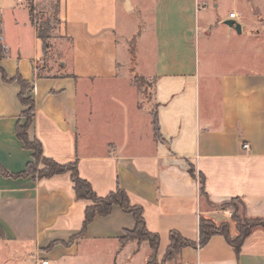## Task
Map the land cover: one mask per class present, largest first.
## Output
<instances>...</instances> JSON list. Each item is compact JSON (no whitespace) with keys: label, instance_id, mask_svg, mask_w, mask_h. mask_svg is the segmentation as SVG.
Masks as SVG:
<instances>
[{"label":"crops","instance_id":"1","mask_svg":"<svg viewBox=\"0 0 264 264\" xmlns=\"http://www.w3.org/2000/svg\"><path fill=\"white\" fill-rule=\"evenodd\" d=\"M34 9L41 23L50 22L47 45L57 34L72 46V60L48 58ZM135 15L144 31H129ZM0 19L7 50L0 66L10 80L0 75V166L12 175L0 171V232L12 252L43 254L51 264L91 253L128 264V246L148 243L120 242L135 220L117 205L80 236L91 202L77 198L71 173L16 176L33 161L16 133L28 109L19 101L20 77L35 105L29 140L39 141L46 159L76 163L99 198L119 185L159 236L158 264L173 232L194 246L166 264H264L262 228L239 251L219 234L199 245L201 219L230 224L236 238L231 210L220 208L234 199L249 219L264 220L262 0H0ZM231 20L241 34L226 24ZM133 41L143 74L128 69L127 78L121 70ZM136 76L152 83L151 108L140 104Z\"/></svg>","mask_w":264,"mask_h":264},{"label":"trees","instance_id":"2","mask_svg":"<svg viewBox=\"0 0 264 264\" xmlns=\"http://www.w3.org/2000/svg\"><path fill=\"white\" fill-rule=\"evenodd\" d=\"M33 12V10H32ZM50 22L37 25L38 35L43 40L45 49L48 47L47 40L49 38L48 28ZM1 30V19H0V37L2 36ZM3 43L0 39V61L5 58V51ZM135 49L131 48V55L134 56ZM0 75L4 82H9L5 71L0 66ZM141 80H145L141 77H135V84L141 90L143 85L140 84ZM16 81L21 87L19 93V101L22 106L28 108L22 113L23 117L26 118V123L22 125L20 122L16 126L17 137L25 144L26 148L33 151V161L28 163L24 172L16 176H33L38 178H50L55 175L71 173L72 181L74 184V190L79 200H87L91 202L85 211V220L81 235L83 236L89 225L93 222L96 216L106 217L111 214L113 206H119L124 212L131 214L135 220V228L132 231H126L124 236L120 239V242L125 243L129 241H136L138 243L148 242L151 248V254L148 259V264H158V250L160 245V239L158 235H154L148 232L146 229L145 221L143 218V210L137 206H131L127 193L118 185L117 189L110 193L104 198H99L93 191L91 185L80 178L78 174L77 164H59L53 160H49L43 157L42 146L39 141H30L28 138V130L33 121V114L35 111L34 101L31 97H27V92L30 89V85L22 80L20 77L16 78ZM155 136L159 139V130L156 119H154ZM43 162V167L38 170L37 163ZM0 171L6 176H12L5 172L0 166ZM194 175V172L191 171ZM200 193L201 197L205 200L208 199L205 193L204 180L200 179ZM233 202V203H232ZM222 209H230L232 212L231 219L232 223L236 225L237 237L232 239L230 235V224H215L210 220L201 219L199 227V245L204 246L214 235H223L227 241L239 251L244 240L251 234L256 228L264 229V220L260 219H249L246 215L245 206L237 199L222 205ZM241 208V212L239 211ZM188 246H194L188 240L183 239L178 233L173 232L170 235V246L166 253L165 259L162 264L169 262H176L180 252L183 248Z\"/></svg>","mask_w":264,"mask_h":264},{"label":"rangeland","instance_id":"3","mask_svg":"<svg viewBox=\"0 0 264 264\" xmlns=\"http://www.w3.org/2000/svg\"><path fill=\"white\" fill-rule=\"evenodd\" d=\"M262 4H263V18H264V0H262ZM33 13L35 15L36 13H39V10L36 12V10L34 9ZM130 19H131V23H132V25L129 28L130 32H133L135 30L136 31H139V30L144 31V28H145L144 24L140 20V18H138L137 15L132 16V18H130ZM41 21H42V17L39 13V24H41ZM121 23H123L122 19H121L120 24ZM260 30L264 36V23H263L262 28ZM118 39H119V41H121L120 38H118ZM49 41H48L49 50H48L47 54H48V58L50 60H54L55 58L63 57V56L65 57V60H67V61L72 60L73 55H74V51L72 50L73 48L69 43L61 41L58 38L57 34L54 36L53 39H51ZM260 45H261V47H260L261 48V58H262V61L264 62V39H262ZM260 45H256L255 48L257 49ZM95 46H96V48L99 47L98 49H99V51H101L100 45L99 46L95 45ZM129 46H130V49L131 48L136 49L135 48V41H133L131 43V45H129ZM104 47L106 50V51L104 50L105 52H107L111 49L110 45H107V46L105 45ZM118 52H119L118 57H119L120 62L122 63L123 61H125V63H126V60L128 61V59L126 58L127 54L125 53V49H123V47L120 46L118 48ZM130 57H131L130 58V64H129L128 68L121 70V74L124 77L130 78V75L128 72V69H130V70L134 71V73H136V75L138 74V75L142 76L143 73H141L140 70L138 69V62H137L135 54H134V56L131 55ZM65 68H67V67H65ZM60 70L62 71L63 69H60ZM66 70L67 69H65V71ZM140 84L143 85V87L141 88V92L144 93L140 99L141 100L140 104L144 109L151 108L150 100H151V96H152V94H151L152 83L150 81H147V80H141ZM133 114L135 116L140 115L141 117L145 118V116H143L144 115L143 112H141L138 115L137 112L134 111ZM127 115H129V113H127ZM37 166H38V170L41 169L43 167V162L37 163ZM241 210L242 209L239 208L240 212H241ZM232 228H233L232 230L236 232V225L234 223L232 225ZM235 234L236 235H234V238L237 237V233H235ZM1 238L2 237H1V232H0V264H37L39 259H45L46 258L45 256H43V254H35L31 251H28L26 253L25 252H19V253L12 252L11 248L8 247L11 244L3 243L1 241L2 240ZM149 247L150 246L148 243H144L142 245L141 249H137L136 244H131L128 246V248L123 253V255L125 256V254H127L128 252H133V258L128 264H146L144 261V258L146 255H148L150 253ZM25 249L30 250L31 248L29 245H26ZM25 249H23V250H25ZM60 264H65V261H63ZM68 264H111V262H110V259L107 257V255H99V254L91 253L90 255H87L84 258L74 259L73 261H71ZM120 264H124V263L120 262Z\"/></svg>","mask_w":264,"mask_h":264},{"label":"built area","instance_id":"4","mask_svg":"<svg viewBox=\"0 0 264 264\" xmlns=\"http://www.w3.org/2000/svg\"><path fill=\"white\" fill-rule=\"evenodd\" d=\"M230 17L234 18L235 14H231ZM0 39L2 41V36L0 37ZM3 48H4V51L6 52L7 51L6 47L3 46ZM243 148L247 150V149H249V145L246 144V145L243 146ZM37 264H51V262L48 259H39Z\"/></svg>","mask_w":264,"mask_h":264},{"label":"water","instance_id":"5","mask_svg":"<svg viewBox=\"0 0 264 264\" xmlns=\"http://www.w3.org/2000/svg\"><path fill=\"white\" fill-rule=\"evenodd\" d=\"M229 27L235 29V31H237V33L241 34L242 30H241V25L237 24L235 21H227L226 23Z\"/></svg>","mask_w":264,"mask_h":264}]
</instances>
